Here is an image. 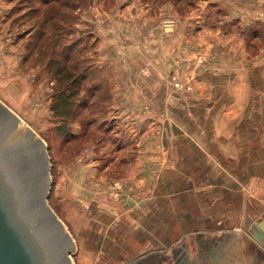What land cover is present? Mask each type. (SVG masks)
Segmentation results:
<instances>
[{
    "label": "rangeland",
    "instance_id": "rangeland-1",
    "mask_svg": "<svg viewBox=\"0 0 264 264\" xmlns=\"http://www.w3.org/2000/svg\"><path fill=\"white\" fill-rule=\"evenodd\" d=\"M196 1L0 0V101L46 146L50 181L47 204L73 241V264H95L85 246L77 250V240L72 236L73 222L93 214L89 199L101 196L119 200L125 194L135 196L140 190L126 178L136 162L137 131L116 122L117 116L112 115L131 119L136 128L142 124L141 119L163 117L152 111L146 95L129 81L137 79L131 57L138 45L136 40L161 32L164 35L176 28L187 38V10ZM250 2L256 9L253 14H238L229 22L238 38L244 40L247 54L241 56L240 62L261 63L264 69V0ZM238 3L243 5L242 0ZM244 47L240 46V50ZM200 56L208 61L215 55L212 50L196 54L193 67L201 71ZM174 58L167 63L166 83L176 92L177 111L183 113L181 106L189 91L187 55L179 50ZM66 72L80 76V92L73 100L72 114L55 116L51 109L53 96L67 82L63 78ZM156 96L159 98V94ZM110 107L115 110L109 111ZM152 122L153 119L142 126L144 134L156 132L157 125ZM150 169L145 162L144 171ZM231 226L225 223L222 228ZM184 228L187 230V224ZM191 232L185 231L184 236ZM244 232L249 234L250 230L246 227ZM184 236L145 250L121 247L118 260L114 255H103L98 262L133 264L152 251L179 243ZM249 238L257 240L252 235Z\"/></svg>",
    "mask_w": 264,
    "mask_h": 264
},
{
    "label": "crops",
    "instance_id": "crops-1",
    "mask_svg": "<svg viewBox=\"0 0 264 264\" xmlns=\"http://www.w3.org/2000/svg\"><path fill=\"white\" fill-rule=\"evenodd\" d=\"M242 2L196 1L187 10V38L177 28L137 38L131 55L137 79L129 81L163 117L141 119L136 128L131 119L112 115L137 131L136 162L126 178L140 190L119 200L93 197V214L73 222L77 250L85 246L95 264L103 255L118 260L121 247L165 246L185 231H222L225 223L232 225L226 230L247 227L244 233L264 246L257 224L264 221V69L240 62L247 51L229 20L256 10L250 0ZM179 50L187 55L189 84L183 113L166 83L167 63ZM211 50L215 56L207 64L215 66L195 70L196 54ZM152 119L156 132L144 134L142 126Z\"/></svg>",
    "mask_w": 264,
    "mask_h": 264
},
{
    "label": "water",
    "instance_id": "water-1",
    "mask_svg": "<svg viewBox=\"0 0 264 264\" xmlns=\"http://www.w3.org/2000/svg\"><path fill=\"white\" fill-rule=\"evenodd\" d=\"M48 170L43 140L0 101V264H71L73 241L47 204ZM133 264H264V250L242 229L197 231Z\"/></svg>",
    "mask_w": 264,
    "mask_h": 264
},
{
    "label": "trees",
    "instance_id": "trees-1",
    "mask_svg": "<svg viewBox=\"0 0 264 264\" xmlns=\"http://www.w3.org/2000/svg\"><path fill=\"white\" fill-rule=\"evenodd\" d=\"M63 78L67 80L61 91L53 96V103L51 104V109L53 115L66 117L72 114L73 100L80 92V76L77 77L71 73L66 72ZM48 148V146H47Z\"/></svg>",
    "mask_w": 264,
    "mask_h": 264
},
{
    "label": "built area",
    "instance_id": "built-area-1",
    "mask_svg": "<svg viewBox=\"0 0 264 264\" xmlns=\"http://www.w3.org/2000/svg\"><path fill=\"white\" fill-rule=\"evenodd\" d=\"M198 62H201V71L209 69L211 67L210 64L212 63L210 62L207 64V61L203 60L201 56L198 58Z\"/></svg>",
    "mask_w": 264,
    "mask_h": 264
},
{
    "label": "bare ground",
    "instance_id": "bare-ground-1",
    "mask_svg": "<svg viewBox=\"0 0 264 264\" xmlns=\"http://www.w3.org/2000/svg\"><path fill=\"white\" fill-rule=\"evenodd\" d=\"M44 196H45V195H44ZM48 209H49V208H48ZM49 210H50V209H49ZM50 211H51V210H50ZM63 228L65 229L64 226H63ZM67 233H68V232H67ZM261 239L264 240V234L261 236ZM67 257H68V256H67ZM68 259H69V258H68ZM69 261L71 262V264H73L72 261H71V259H69Z\"/></svg>",
    "mask_w": 264,
    "mask_h": 264
}]
</instances>
